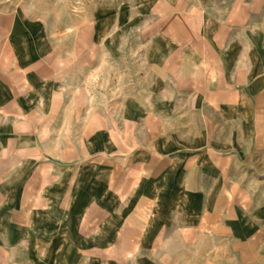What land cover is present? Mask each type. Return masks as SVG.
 <instances>
[{
    "label": "crops",
    "instance_id": "0c3cea01",
    "mask_svg": "<svg viewBox=\"0 0 264 264\" xmlns=\"http://www.w3.org/2000/svg\"><path fill=\"white\" fill-rule=\"evenodd\" d=\"M134 3L0 0V264H264V0Z\"/></svg>",
    "mask_w": 264,
    "mask_h": 264
},
{
    "label": "rangeland",
    "instance_id": "374dc122",
    "mask_svg": "<svg viewBox=\"0 0 264 264\" xmlns=\"http://www.w3.org/2000/svg\"><path fill=\"white\" fill-rule=\"evenodd\" d=\"M51 4H58L60 7L58 10H45L43 11L45 14L53 15L54 12L56 15L65 18V20L69 21V18L73 15H80L84 17L91 16L96 10L103 15L108 11L116 15L118 10L120 9L122 3L131 4L132 10L130 11L131 16H137V8L135 9L136 4L134 0H50ZM106 7H108L106 11ZM98 8V9H97ZM111 8V10L109 9ZM138 27L131 26L128 31H125L127 35L125 38H119L118 43L114 44V49L117 53L114 61L115 66V79L117 82H124L123 69L126 67L129 68L130 72L133 68H136L138 65L137 59L134 57V54L140 49L139 40L137 38ZM123 54V55H122ZM264 190V189H263ZM87 258V257H86ZM91 258V257H90ZM89 259V258H87ZM110 259H106V257H98V264H110ZM155 259L152 255H148L146 253L134 254L132 256L122 257V255L116 254L113 259V264H159L154 263ZM85 262V261H84ZM83 262V264H84ZM87 263V262H85ZM89 264H91L89 262Z\"/></svg>",
    "mask_w": 264,
    "mask_h": 264
}]
</instances>
